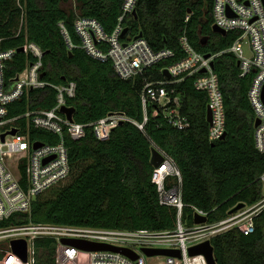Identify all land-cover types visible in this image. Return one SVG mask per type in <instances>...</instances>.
<instances>
[{
  "label": "trees",
  "instance_id": "obj_1",
  "mask_svg": "<svg viewBox=\"0 0 264 264\" xmlns=\"http://www.w3.org/2000/svg\"><path fill=\"white\" fill-rule=\"evenodd\" d=\"M68 0H0V51L16 48L6 63V78L14 77L35 58L19 51L27 41L43 50V79L55 84L77 82L76 95L68 99L75 107L73 118L91 123L110 111H122L142 121L141 92L148 79L165 80L162 71L186 57L181 37L204 54H216L214 71L219 77L225 108L224 138L210 140L207 120L209 95L195 86L196 75L172 86L181 95V112L188 125L179 129L162 114L149 113L145 129L131 121L113 128L108 139H100L93 126L81 139L64 135L69 149L72 180L50 193H41L30 211L16 212L0 221V228L26 223H54L97 228L172 229L177 210L159 201L152 180L153 147L163 149L175 160L182 174L184 216L192 223L193 207L208 212L210 222L222 219L240 202L253 205L264 198L261 175L264 150L256 140V115L249 99L254 72L244 76L238 58L226 50L235 32L223 35L213 30V0H138L136 14L123 25V39L142 33L155 51L170 49L134 79H123L111 60L90 56L80 45L74 21L76 12L63 4ZM78 11L99 20L112 33L123 13L125 0H76ZM65 24L75 47L69 48L60 27ZM56 103L53 87L33 89L9 105L10 115L27 106L50 108ZM31 137L57 143L60 137L45 129H32ZM69 176V177H70ZM176 183V177H169ZM56 186V185H55ZM49 190V189H48ZM255 231L245 234L235 227L212 238L217 264H264V209L256 215ZM37 264H56L58 241L54 237L35 240ZM42 251V253H40ZM3 254L0 253V259ZM82 264L88 254L81 252Z\"/></svg>",
  "mask_w": 264,
  "mask_h": 264
},
{
  "label": "built area",
  "instance_id": "obj_2",
  "mask_svg": "<svg viewBox=\"0 0 264 264\" xmlns=\"http://www.w3.org/2000/svg\"><path fill=\"white\" fill-rule=\"evenodd\" d=\"M138 0H125L123 13L112 33H107L98 19L76 12L75 29L80 37V45L86 52L102 61L111 60L116 73L123 79H134L151 68L163 57L173 55L170 49L155 51L142 36L123 39V21L136 9ZM213 25L216 24L227 33L232 31L236 37L224 51L233 52L240 62L241 75L254 72L249 88V99L256 119L257 146L264 150V0H213ZM60 27L69 45L75 47L63 22ZM186 57L166 69L171 78L146 80L141 103L143 120L139 121L122 111H110L104 117L85 124L70 120L63 106L72 107L68 99L77 91V82L69 80L55 84L43 79V50L32 41L23 46L34 60L24 70L12 78H6L5 67L16 48L0 51V221L16 212H28L33 201L41 193L66 181L71 174L69 149L64 135L72 139L85 136L86 127L93 126L100 139H108L113 128L121 121H131L141 130L149 119L150 111L162 114L175 127L183 129L188 125L181 112V95L172 86L187 76L196 75L195 86L206 91L212 110L213 122L210 124V140H218L225 133V108L219 77L211 62L222 53L206 57L194 49L186 36L181 37ZM248 45L250 55L245 51ZM205 69V71H202ZM165 74V73H164ZM53 87L56 90V103L50 108L31 107L16 115H10L9 105L28 98L33 89ZM45 129L60 137L57 143H47L31 137L32 129ZM16 130L15 134L11 132ZM3 134H6L3 138ZM42 144L36 147V144ZM157 148V147H156ZM158 149V148H157ZM164 162L154 167L152 180L157 185L159 201L163 205L176 208L177 220L172 229H123L97 228L54 223H26L0 228V238H7L6 254L0 264H37L35 240L38 237H54L58 241L56 264H82L81 252L88 254L87 264H209L203 254L191 255L190 248L235 227H242L245 234L255 231L254 218L264 209V198L253 205H245L234 213L210 222L191 223L184 216L186 203L182 193V174L174 158L163 149ZM169 177H176L172 183ZM264 185V172L261 175ZM195 213L208 217V212L193 207ZM62 237L83 238L96 242L127 247L139 254L137 259L114 250L84 251L61 242ZM25 239L28 244V258L23 260L13 252L11 241ZM145 248L174 249L179 255H148Z\"/></svg>",
  "mask_w": 264,
  "mask_h": 264
},
{
  "label": "water",
  "instance_id": "obj_3",
  "mask_svg": "<svg viewBox=\"0 0 264 264\" xmlns=\"http://www.w3.org/2000/svg\"><path fill=\"white\" fill-rule=\"evenodd\" d=\"M133 14H136V9L133 11ZM213 30L223 35L227 34V32L224 29L220 28L216 24L213 25ZM127 31H128V28H125L123 31V34H125ZM142 36H143L142 33H140L137 36H135V38H139ZM22 50H24V48L20 47L19 51H22ZM211 55H212L211 53L205 54L206 57H210ZM211 65L214 68V60L211 62ZM238 65H240L239 61H238ZM202 71H205V69H203ZM164 73L166 77L171 78V74L168 71V69H166ZM62 111L67 114L70 120H73V114L75 112V107L63 106ZM206 116H207L208 122L211 124L213 122V118H212V110H211L210 105H208L207 107ZM120 123H123V121H121ZM259 124H260V119L258 118L256 119L255 126H258ZM11 133L15 134L16 130L14 129ZM5 135L6 134H3L2 137L4 138ZM225 135H226V132L222 135V138H224ZM41 144H42L41 142L37 143L36 147L40 146ZM163 162H164V156L161 154V152L156 147H153L152 155H151V163L153 164L154 167H159L163 164ZM245 205H246L245 202H240L239 204H237L235 207H233L230 210V213H234L238 211L239 209L243 208ZM207 219H208L207 216L201 215L200 213H195L194 220L196 223L206 222ZM61 242L64 244L75 246L84 251L114 250V251L122 252L123 254H126L127 256L131 257L132 259H137L139 257V254L130 248L115 246V245L104 243V242H96V241H91V240H87L83 238H75V237H62ZM11 248L13 252L18 254L23 260L25 261L27 260L28 244L25 239H13L11 241ZM144 251L148 255H158V254L159 255H179L178 251L174 249H167V248H145ZM190 254L191 255L203 254L206 257L209 264H217L216 258L214 256V247L210 240H206L198 245L192 246L190 248Z\"/></svg>",
  "mask_w": 264,
  "mask_h": 264
},
{
  "label": "rangeland",
  "instance_id": "obj_4",
  "mask_svg": "<svg viewBox=\"0 0 264 264\" xmlns=\"http://www.w3.org/2000/svg\"><path fill=\"white\" fill-rule=\"evenodd\" d=\"M63 6L67 10H74L75 12H77L79 10L78 9V3L76 0H68V1L64 2ZM245 51H246L247 55H250V51H249L247 44L245 45ZM71 180H72V175L66 181H64V182L54 186V188L53 187L52 188L55 189L56 187H59V186L66 184V183H69ZM53 189H49L45 193H50L53 191ZM7 244H8L7 238H0V253L6 254ZM40 253H42V251Z\"/></svg>",
  "mask_w": 264,
  "mask_h": 264
}]
</instances>
